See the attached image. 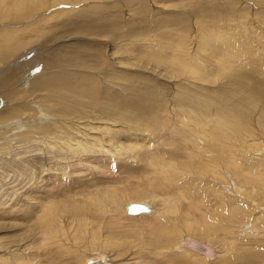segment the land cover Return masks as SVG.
<instances>
[{
	"label": "rangeland",
	"instance_id": "374dc122",
	"mask_svg": "<svg viewBox=\"0 0 264 264\" xmlns=\"http://www.w3.org/2000/svg\"><path fill=\"white\" fill-rule=\"evenodd\" d=\"M247 70L264 82V0H0V264H180L182 241L211 256L194 264H264V106L252 98L264 87H240ZM80 73L71 93L123 95L115 118L97 99L51 96L47 80ZM228 103L247 131L235 114L222 124ZM220 126L232 145L214 160L238 163L223 179L208 163ZM203 159L209 174L195 173ZM130 203L150 213L128 216ZM155 209L177 227L167 251L153 244Z\"/></svg>",
	"mask_w": 264,
	"mask_h": 264
},
{
	"label": "bare ground",
	"instance_id": "6f19581e",
	"mask_svg": "<svg viewBox=\"0 0 264 264\" xmlns=\"http://www.w3.org/2000/svg\"><path fill=\"white\" fill-rule=\"evenodd\" d=\"M25 15V14H24ZM24 15H22V17H24ZM209 16H207V18H208ZM164 35H168L167 33L166 34H164ZM14 48V47H13ZM232 71V70H231ZM253 71L252 70H247V71H245L244 73H243V75L241 76V78L239 79V81H240V87H244V86H249V84L251 85V86H253V88H255V90L251 93V95H253V94H255L256 93V90L258 89V88H260V87H264V82L261 80V81H257V79H255L254 77H253V75L251 74ZM81 74V73H80ZM105 75V74H104ZM84 76H85V78L86 79H84V77L82 76V74L81 75H78L77 77H76V79H72V78H70L69 77V75H68V79L70 80V82L68 83V84H63V85H58V86H54L53 84H52V82H49L48 80L45 82V84L46 85H49V90H51V96L54 94V95H58L59 97L60 96H62V97H71V96H77V95H81V96H83V97H85V98H94L95 100L97 99V101L96 102H94L96 105H98V106H101L102 107V111H104V113L105 112H107V113H109V110H110V112H111V115H112V117L113 118H115V116L116 115H118V112L120 113V109L118 108V106H120L123 102H124V100H123V95H121L120 94V97H117V95H118V92L117 91H115L114 90V92H112V91H104L103 89H99V91H95L96 90V86H95V88L94 87H87V88H79L78 87V90H79V93H71L70 92V90H69V86L70 85H72V84H74V82H77V81H79L80 80V86L87 80V78H88V75H86V74H84ZM235 77V76H234ZM235 80H237V79H235ZM233 81H234V79H233ZM97 82V81H96ZM93 83V82H92ZM229 83H232V82H229ZM228 83V84H229ZM235 84V83H234ZM233 83H232V85H234ZM236 85H237V87H238V84L236 83ZM235 86V85H234ZM221 87V86H220ZM239 88V87H238ZM127 89V88H126ZM113 90V89H112ZM224 90V89H223ZM60 91H64V92H60ZM119 91V90H118ZM102 92H105L107 95H108V97L107 98H104V96L102 97V99H101V101L100 100H98L99 98H100V95L102 94ZM50 94V93H49ZM85 94H91V96H85ZM126 94H128V93H126ZM106 96V95H105ZM119 96V95H118ZM79 98V97H78ZM253 98V102H254V105H256V104H260V106L261 107H263L264 106V99L262 100V96L261 95H255V96H253L252 97ZM104 99H106V101H103ZM81 100V99H80ZM84 101H86V100H84ZM170 103V101H168V100H163L162 101V105H163V107L164 108H166L167 109V107H168V104ZM194 103V102H193ZM224 104V103H223ZM127 105H130V106H133V109H137L138 111H142L143 109H144V107H148V105H146V104H143V103H140V102H138V101H135V103H133V104H129V102L127 103ZM169 106H170V104H169ZM222 106V105H221ZM232 106H234V105H232V104H230V103H228V106H227V108L226 109H229L230 111H228V113H226V115H223L220 119H221V122H222V124H225V125H229V123H231V120H230V118H229V115H231V114H235L236 115V117H237V121H238V123L236 124V126H237V128L241 131V130H243V131H247L248 129H249V125H247L246 126V121H244L245 120V118H244V116H243V114H242V112L240 111V110H237V109H235V108H232ZM236 106H238L239 107V105L238 104H236ZM128 107V106H127ZM222 107H224V106H222ZM129 108V107H128ZM195 108V107H194ZM240 108V107H239ZM207 109V108H206ZM190 110H191V108H190ZM193 110V109H192ZM81 111V110H80ZM145 112V111H144ZM148 112V111H147ZM152 112L153 111H150V114H146V116H151L152 115ZM62 113V112H61ZM45 114V113H44ZM134 114V113H133ZM154 114L155 115H157L158 114V112H156V111H154ZM221 114V113H220ZM142 115V114H141ZM140 115V116H141ZM145 115V114H144ZM63 116V115H62ZM129 116V115H128ZM126 117V116H125ZM129 117H131V116H129ZM65 118V117H64ZM132 119H135L136 120V117L135 116H133V117H131ZM139 118V117H138ZM126 119H129V118H126ZM165 119V118H164ZM137 121H138V119H137ZM248 121V120H247ZM250 121V120H249ZM195 122H197L196 124H197V126H198V131L199 132H201V133H206V128H207V126H205L204 124H206V123H204V122H202V121H200L199 119L196 121V118H195ZM194 122V123H195ZM148 123V122H147ZM250 123H253V122H251L250 121ZM256 123V122H255ZM254 123V124H255ZM145 124V123H144ZM151 124V123H150ZM196 124H194L195 126L194 127H197L196 126ZM57 125V124H56ZM84 125V124H83ZM216 125V124H215ZM150 126H152V125H150ZM232 127V126H231ZM235 127V126H234ZM233 127V128H234ZM190 128V127H189ZM262 128V127H261ZM38 129V128H37ZM53 129V128H52ZM179 129V128H178ZM196 129V128H195ZM219 129H221V130H219L218 132H219V134H217V133H214V134H212V133H210L211 135H212V137L213 138H215L214 140H212V143H213V146L210 148V151H209V153L211 152V154L209 155V156H212L213 157V160H208V163H212V164H220L221 165V167H220V172L216 175V177L217 178H219V179H223L222 178V175H223V173L225 172V169H227L226 167L227 166H230V167H232V168H236L237 167V164L238 163H236V162H230V163H232V165L233 166H231V165H228L227 163L226 164H222V162L220 161V162H216L214 159H216L217 157V152H219L218 153V156H223V157H227V155L225 154V149H227V151L229 150V148L228 147H230L231 148V143L229 142V141H227V140H229L228 138H229V136H228V134L226 133V129H223L221 126L219 127ZM192 130V129H191ZM190 130V131H191ZM230 130V129H229ZM233 130V129H232ZM37 131V130H36ZM50 131V130H49ZM75 131V130H74ZM77 131V130H76ZM189 131V132H190ZM212 131V130H211ZM216 131H217V129H216ZM262 131H264L263 130V128H262ZM65 132V131H64ZM67 132V131H66ZM78 132H83V131H78ZM78 132H76V133H78ZM85 132V131H84ZM192 132H194V133H196L195 131H191L190 133H192ZM234 132V131H233ZM44 133H45V131H44ZM43 133V134H44ZM48 133V132H47ZM228 133H229V131H228ZM30 134V133H29ZM50 134V133H49ZM84 134V133H83ZM193 134V133H192ZM231 133H229V135H230ZM28 135V134H27ZM42 135V134H41ZM196 135V134H195ZM200 135V134H199ZM206 135V134H205ZM43 136V135H42ZM197 136V135H196ZM203 136V135H202ZM52 137V136H51ZM194 138V137H193ZM196 138V137H195ZM204 138H206V137H204ZM58 140V139H57ZM193 140V139H192ZM211 140V139H210ZM218 140V141H217ZM56 141V140H55ZM59 141V140H58ZM66 141V140H65ZM194 141V140H193ZM196 141V140H195ZM215 141H217V143L216 144H214V142ZM79 142V141H78ZM103 143H104V141H103ZM87 144V143H86ZM255 144V143H254ZM253 144V145H254ZM74 145V144H73ZM76 145V144H75ZM78 145L80 146V147H86V145H83V143H81V142H79L78 143ZM90 145H93L92 143H90ZM103 145H105V143L103 144ZM197 145V144H196ZM202 145V144H201ZM68 146V145H67ZM203 146V145H202ZM205 146V145H204ZM249 146V145H248ZM251 146V145H250ZM73 147V146H72ZM90 147V146H89ZM242 148H243V146H241ZM258 147V146H257ZM206 148V147H205ZM209 148V147H208ZM242 148H241V150H242ZM249 148L250 147H246V150H249ZM198 149V148H197ZM197 149H195V150H197ZM207 149V148H206ZM205 149V150H206ZM101 150H103V148H101ZM202 150H204V149H202ZM232 150H233V148H232ZM261 150V149H260ZM231 151V150H230ZM229 152V151H228ZM228 152H226V153H228ZM237 152V151H236ZM235 152V150H234V154L236 153ZM249 152V151H248ZM199 153V152H198ZM251 153V152H250ZM232 154V153H231ZM229 155V154H228ZM198 156V155H197ZM200 156V155H199ZM203 156V155H202ZM205 156V155H204ZM229 156H231V155H229ZM233 156H236V155H233ZM187 157V156H186ZM189 157H191L190 155H189ZM208 157V156H207ZM206 157V158H207ZM212 157H211V159H212ZM188 158V157H187ZM186 158V159H187ZM203 158V157H202ZM208 158H210V157H208ZM231 158V157H230ZM189 159H191V158H189ZM219 159V158H218ZM235 159H237V158H235ZM234 159V160H235ZM188 160V159H187ZM194 160V159H193ZM198 160V159H197ZM204 160V159H203ZM219 160H221V159H219ZM226 160V159H225ZM261 160V159H260ZM198 161H201V159H199ZM231 161V160H230ZM236 161V160H235ZM197 162V161H196ZM204 162H205V160H204ZM198 163V162H197ZM208 163H204V168L203 169H199V170H201V171H195V173H203V174H209V172H208V170H207V168L208 167H210V165L208 164ZM168 164H170V163H168ZM171 164H174V163H171ZM159 166H157V168L159 167L160 169H164L160 164H158ZM167 165V164H166ZM203 165V164H202ZM163 166H165L164 164H163ZM169 166H171V165H169ZM213 166V165H212ZM154 167H156L155 166V164H154ZM162 167V168H161ZM167 167V166H166ZM193 167V166H192ZM200 167V166H199ZM201 167H203V166H201ZM179 168V167H178ZM167 169V168H166ZM209 169H212V168H209ZM214 169V168H213ZM170 171H168L169 173L167 174V175H169V176H167V177H170V178H173V176H174V174H175V172H176V170L178 171V169L175 167V166H171V169H169ZM192 169H190V171H191ZM264 170V169H263ZM159 171V173L160 174H163V172L162 171H160V170H158ZM181 171V170H180ZM190 171L188 170V174L190 173ZM232 171V170H231ZM234 172H237V170H233ZM244 171V170H243ZM241 172V175H243L244 177H243V180H245L247 177H245V175H244V173L245 172ZM255 171V170H254ZM166 172V171H165ZM177 173V172H176ZM214 173V172H213ZM217 172L215 171V174H216ZM233 173V172H232ZM165 174V173H164ZM191 174V173H190ZM194 174V173H193ZM192 174V176L191 177H194L195 175H193ZM263 173H261L260 174V176L259 177H261L260 179L262 180V178L264 179V176L262 175ZM183 175V174H182ZM214 175V174H213ZM197 176V175H196ZM198 176H200V175H198ZM178 177V176H177ZM176 177V178H177ZM180 177V176H179ZM189 177V176H188ZM231 177V176H230ZM190 178V177H189ZM201 177H199V179H200ZM203 178V177H202ZM201 178V179H202ZM213 177H211V179H212ZM216 178V179H217ZM227 178V177H226ZM166 179V178H165ZM179 179V178H178ZM178 179H174V180H178ZM205 179V178H204ZM207 180H208V178H206ZM210 179V178H209ZM249 179V178H248ZM172 180V179H171ZM174 180H172L173 182H175ZM239 180V179H238ZM260 180V182H262ZM179 181V180H178ZM196 181H198V180H196ZM213 181V180H212ZM216 181H218V180H216ZM227 181H228V179H227ZM240 181H241V179H240ZM177 182V181H176ZM214 183H218V182H214ZM263 184V183H262ZM212 185V184H211ZM207 186V185H206ZM214 186V185H213ZM212 188V187H211ZM215 189V188H214ZM217 189V188H216ZM212 190V189H211ZM214 191V190H213ZM219 191V190H218ZM241 191V190H240ZM215 192V191H214ZM220 192V191H219ZM235 194H237V193H235ZM243 195V194H242ZM176 198V197H175ZM178 200V199H177ZM176 200V201H177ZM249 200V199H248ZM166 201V200H165ZM213 201V200H212ZM171 202L173 203V205L175 204V201H174V198H172L171 199ZM151 203V202H150ZM177 203V202H176ZM130 204H133V203H130ZM137 204V203H136ZM129 205V204H128ZM141 205H144V206H146L148 209H149V212L148 213H150V208L147 206V205H145L144 203L143 204H141ZM150 205V204H149ZM156 205V204H155ZM176 206V205H175ZM127 207V206H126ZM125 207V208H126ZM218 208V207H217ZM170 211V210H169ZM219 213V212H218ZM127 214V213H126ZM128 215V214H127ZM142 216V215H147V213H141V214H139V215H135V216ZM232 215V214H231ZM128 216H131V215H128ZM151 216H153V218L152 219H154V222H153V224H154V227L156 228V230H158V231H161L162 233H164L163 234V237L160 239V240H157V241H154L153 242V244L155 243H157V246H159V248H161V249H166V251L167 250H169V249H171V247H172V245H173V235L175 234V232H176V230H177V227L176 226H167L166 228H164L165 227V225H163L164 223H163V216H166L165 215V213L164 212H162V211H160L159 209H155L154 211H152V215ZM147 217V216H146ZM233 217V216H232ZM211 225V224H210ZM184 227V226H183ZM184 229H185V233H187V234H194V232H196V230H194V229H192V228H190L188 225H185V227H184ZM209 235H212V234H209ZM213 240V239H212ZM256 241V240H255ZM107 242V241H106ZM254 242V241H253ZM151 241L149 242V243H147V245H149V246H152L151 244ZM208 243V242H207ZM184 242L182 241V247L183 248H185V249H183L184 251H188L189 253V255H187L186 254V256L185 255H182V256H179V255H176V256H172V259H173V261L175 262V263H180V264H194L193 263V261L194 260H196V257H198L199 255L202 257H198L199 259H197V260H200V261H205V262H207L208 260H211V256L210 255H205V254H202V253H199L198 251H195L194 249H189V248H186L184 245ZM178 245V244H177ZM177 245H175V246H177ZM157 246H154V248L156 249L157 248ZM179 246V245H178ZM175 248V247H174ZM182 249V248H181ZM159 252V251H158ZM161 253V252H160ZM197 254H198V256H197ZM245 254V253H244ZM165 255V254H164ZM247 256H249V255H247ZM159 257V256H158ZM204 257V258H203ZM154 258V257H153ZM164 258H167V259H169V258H171L170 257V255H166V256H164ZM208 259V260H206V259ZM250 258H251V256H250ZM155 260V259H154ZM251 260V259H250ZM169 261V260H168ZM202 261V262H203ZM247 261V260H246ZM208 262H210V261H208ZM243 262V261H242ZM241 262V263H242ZM250 262H252V264L254 263H256V264H258V260L256 259V258H253ZM250 262H248V263H250ZM196 263V262H195ZM225 263V262H224ZM234 263V262H233ZM240 263V262H239ZM245 263V262H244ZM247 263V262H246ZM172 264H174V263H172ZM236 264V263H235Z\"/></svg>",
	"mask_w": 264,
	"mask_h": 264
},
{
	"label": "water",
	"instance_id": "95a60500",
	"mask_svg": "<svg viewBox=\"0 0 264 264\" xmlns=\"http://www.w3.org/2000/svg\"><path fill=\"white\" fill-rule=\"evenodd\" d=\"M148 212H149V209L146 206L141 205V204L133 203V204L127 205L126 207V213L131 216L139 215L141 213H148Z\"/></svg>",
	"mask_w": 264,
	"mask_h": 264
}]
</instances>
